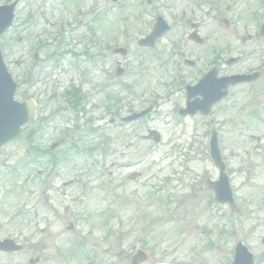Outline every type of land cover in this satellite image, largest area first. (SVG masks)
<instances>
[{"label":"rangeland","instance_id":"obj_1","mask_svg":"<svg viewBox=\"0 0 264 264\" xmlns=\"http://www.w3.org/2000/svg\"><path fill=\"white\" fill-rule=\"evenodd\" d=\"M63 1L67 3L63 5L62 0H18L14 24L4 37H0L4 62L19 86L16 100L22 102L24 94L38 105V116L25 127L23 137L0 148V240L12 239L24 246L20 253H0V264H29L30 259L36 258H39L36 264H65L67 261L62 263L58 257L59 248L66 251L72 246L73 238L84 239L86 243L73 245L79 255H70L69 250L65 252L66 260L80 257V261L70 260V264H89L83 262L85 258H92L94 264H129L131 254L144 246L147 253L154 251L149 253V261L145 264H229V252L232 253L238 240L253 253L256 264H264V246L261 244L264 239V201L258 194L262 183L246 175L245 167L241 168L249 162L250 152L247 151L249 145L240 141L251 128L238 126L234 105L227 102L230 109L225 112L215 110L214 116L219 136L224 140L237 208L231 211L227 206L211 204L208 210L206 199L210 194L195 188L201 187L206 179H217L216 169L203 156L205 151L199 148L205 142L206 121L202 117H179L176 111L184 107V91H176L173 87L170 97H165L169 89L167 84L175 82L174 74L161 68L157 61H149L148 54H135V40L150 29L149 14L141 11L142 20L130 31L126 48L129 51L124 63L120 55L111 53L112 49L126 44L121 36L122 25L115 15L120 5L108 11L111 6L104 0ZM137 1L120 0V4L133 7ZM166 1L178 17L180 11L188 14L186 0ZM8 2L0 0V5ZM94 13L98 17L97 27L91 23ZM201 23H205V33L215 26L208 18ZM209 24L211 27L207 29ZM92 27L93 33L89 31ZM181 31L189 32L187 20L182 24L174 23L172 33ZM37 43L43 46L34 50ZM188 49L198 51L192 45L185 47ZM256 61L251 65L252 69ZM115 62L125 69V75L120 78L114 76ZM180 73L185 77L184 71ZM194 80L195 77H187L183 82L195 83ZM120 83H127L132 89L125 91L119 87ZM71 86L88 95L86 113L80 111L77 115L76 124L80 129L72 130L70 109L65 110L66 119L55 116L43 124L41 120L47 116L49 108L54 111L66 106L58 96ZM95 86L101 88L99 93ZM107 93L120 99L116 113L106 110ZM151 104L158 113L148 115L142 122L118 126L117 114L124 117ZM87 118L98 132L85 135L82 139L86 144H80L79 136L88 128ZM111 119L115 120L112 124ZM38 127L44 148L54 142L59 143L60 150L68 148V142L60 144L59 141L66 130L69 141L78 142V147L99 143L97 151L91 158L74 153L73 162L62 164L55 175L47 176L41 164H29L30 167L23 169L22 164L28 161L25 132ZM148 129L160 134L158 144L140 138ZM238 129L241 132L238 133ZM102 135L109 139L107 154L102 153ZM195 141L196 145L192 146ZM130 143L132 147L127 148ZM112 163L118 167L111 170ZM13 166H18L13 173L17 178L6 174ZM108 171L115 179L113 187L105 183ZM132 172H138L140 176L128 182L127 176ZM22 181H28V185L17 189ZM70 181L72 184L65 186ZM177 204L178 209L173 212ZM108 210L115 215L107 229L100 228L102 216H108ZM143 227L146 229L141 230ZM204 227L214 243H220L216 244L217 248L202 247L206 244L202 239H208ZM193 245L200 248L199 260L192 252Z\"/></svg>","mask_w":264,"mask_h":264},{"label":"flooded vegetation","instance_id":"obj_2","mask_svg":"<svg viewBox=\"0 0 264 264\" xmlns=\"http://www.w3.org/2000/svg\"><path fill=\"white\" fill-rule=\"evenodd\" d=\"M161 1L166 4L161 5L159 0H138L135 3L137 9L131 11L128 8L127 19L132 22L129 32L142 20L141 8L145 4L151 5L152 9L159 12L170 25L169 32L156 43L157 49L163 50L162 46H164L166 65L184 66L189 71V77L196 78L195 83L187 84L190 102L204 101L206 95L218 96L226 92L225 97L213 104L209 115L202 118L210 123L215 110L227 111L230 109L226 106L227 102L234 105L235 115L239 118L236 119L238 126L251 128L250 133L240 141L243 145H249L247 151L250 152L249 162L244 163L241 168L245 167L247 173L243 172L246 175L262 183L259 195L264 198V0H186L188 14L180 11L179 17L170 8L168 1ZM180 1L183 0H177ZM143 13L147 12L143 11ZM160 14H155V17ZM206 18L213 20L215 26L205 33L203 32L205 23L201 22ZM183 20H187L190 31L172 33L174 23L178 21L182 24ZM153 24L154 22L151 21L149 30L152 29ZM192 26L202 38V43L198 44L189 39ZM210 27L209 24L207 29ZM187 45L196 47L198 51L188 49L186 52L189 55L183 54ZM202 48L204 49L201 50ZM185 59L191 60L192 64L188 66L184 63ZM229 59H234L231 65H228ZM255 61L257 64L252 69L251 65ZM211 70H215V83L217 79L233 75L242 76L243 80L237 84H205L197 87V82ZM237 132H241V129ZM226 160L223 157L225 163ZM228 172L231 173L230 170Z\"/></svg>","mask_w":264,"mask_h":264},{"label":"water","instance_id":"obj_3","mask_svg":"<svg viewBox=\"0 0 264 264\" xmlns=\"http://www.w3.org/2000/svg\"><path fill=\"white\" fill-rule=\"evenodd\" d=\"M11 19L12 7L0 9V35L10 25ZM15 89L16 86L11 81L0 55V146L16 137L20 132V127L30 118L34 117V105L31 102L19 104L13 101ZM205 99L207 102L205 104L210 105L212 97H206ZM224 189H226L225 182L222 181L218 188H215L217 197L220 201L230 202L229 195ZM18 248L7 245L5 250H15ZM233 264H251V262L245 256L243 250L239 249L237 258Z\"/></svg>","mask_w":264,"mask_h":264}]
</instances>
